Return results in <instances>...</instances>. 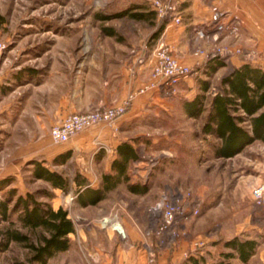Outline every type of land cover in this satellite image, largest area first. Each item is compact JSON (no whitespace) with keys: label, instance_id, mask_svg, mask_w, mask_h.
<instances>
[{"label":"rangeland","instance_id":"obj_1","mask_svg":"<svg viewBox=\"0 0 264 264\" xmlns=\"http://www.w3.org/2000/svg\"><path fill=\"white\" fill-rule=\"evenodd\" d=\"M153 1L0 0V76H4L0 91L7 87L11 92L6 100L10 104L8 126L3 133L8 142L24 139L19 133L31 121L27 119V110L21 116L23 119H19V111L29 97H32L31 105L37 101V87L45 81L72 83L82 69L86 71L93 66L94 58L113 55L115 50L124 48L132 59L149 52L154 34L164 20L157 15L146 21L125 16L103 20L101 16L115 15L138 5L155 11ZM105 27L113 28L115 36L107 35ZM212 54L210 59L224 60L219 48ZM210 82L211 92L218 90L219 80L212 78ZM204 115L188 119L185 113H175L170 118L179 123L172 128L147 118V125L137 129L143 135L132 138L136 139L139 159L128 166L130 179L155 186L150 192L151 200L144 202L138 212L140 219L146 229L153 228L149 205L161 193L183 196L181 207L185 211L197 207L198 214L189 220L180 219L169 235L155 230L150 234L162 246L186 245L180 259L172 264H191V257L198 264H264V204L256 203L253 195L256 187H264V144L253 142L234 158H215L207 144V139H213H204L201 133ZM50 160H47L49 167L67 176L72 187L74 175L81 169L91 168L88 163L83 165L72 152L64 165L53 166ZM29 167L27 163L22 165L19 177L13 175L12 185L21 193L49 188L31 178ZM119 190L122 192L123 188ZM67 192L56 194L53 190L52 206L70 202L74 192ZM129 208L123 212L132 214ZM4 225H0V232ZM234 236L253 238L259 243L246 263L237 257L224 256L231 252L224 242ZM27 255L22 245L11 243L7 250L0 251V264L25 262ZM60 259L61 254L57 253L50 264H59Z\"/></svg>","mask_w":264,"mask_h":264},{"label":"crops","instance_id":"obj_2","mask_svg":"<svg viewBox=\"0 0 264 264\" xmlns=\"http://www.w3.org/2000/svg\"><path fill=\"white\" fill-rule=\"evenodd\" d=\"M174 2L180 23L176 24L169 20L163 22L160 33L153 39L144 64L135 66V71L131 72L135 59H132L123 48L115 50L113 55L94 58L93 66L86 71L82 69L72 83L45 81L37 87L39 90L37 101L31 105L32 97H29L25 107L19 111V119H23L21 116L27 110L29 113L27 119L31 121L19 133L24 139L12 140L10 143L9 138H5L3 133L8 126L10 104L6 100L11 92L7 87H2L0 178L9 175L19 177L22 165L34 157L50 160L71 151L83 165L90 164V171L86 168L81 169L80 173L88 179L90 187L97 188L101 175L111 172V161L115 158L116 148L120 143L125 141L132 143L138 155L134 143L136 140L132 138L143 135L137 129L147 125V118L161 122V126L166 128H172L179 123L177 119H171V115L175 113L182 115L184 100H191L200 93L197 79L206 78L202 71L217 48L224 58L222 59L224 65L209 79L217 78L219 84L222 78L243 62L264 68V0H174ZM212 5H218L226 10L229 16L237 19L236 34L218 35L214 31L210 26ZM198 33L203 34L200 36ZM160 45L167 46L179 61L190 66L192 74L172 86L148 88L145 92L137 94L129 109L113 127L97 125L78 133L66 143H52L49 136L52 124L58 123L67 114L87 112L101 105L119 103L130 92H136L148 85L154 63V51ZM0 78L2 81L4 76ZM214 92L209 91L210 94ZM203 114L206 115V112ZM45 120L50 122L46 124ZM131 162L133 161H129V166ZM127 175L129 177L127 182H122L108 191L96 204L81 205L76 199V190L79 187L76 184L72 187L70 184L68 191L74 192L70 202L53 205L55 209L61 206L68 211L75 229L69 234L70 247L60 252L59 264H147L148 249H154L157 264L172 263L180 259L186 248L184 243L162 246L157 238L150 236L154 230L158 232L160 217L153 215L154 229H146L147 226L138 214L144 202L151 200L150 192L155 186H148L139 181L138 184L148 187L147 191L144 194L132 193L128 190L127 184L136 183L130 179L129 167ZM119 188H123V191L121 192ZM54 191L56 194L61 192L60 189ZM128 208L133 212L130 215L123 212ZM103 219H107L108 223L103 224ZM179 220L180 218L176 217L170 228L162 233L171 234ZM116 225H119L120 229ZM50 261L51 258L47 264H50Z\"/></svg>","mask_w":264,"mask_h":264},{"label":"trees","instance_id":"obj_3","mask_svg":"<svg viewBox=\"0 0 264 264\" xmlns=\"http://www.w3.org/2000/svg\"><path fill=\"white\" fill-rule=\"evenodd\" d=\"M144 10V11H143ZM128 17L137 21L152 20L156 12L143 5L132 7L115 15H104L101 19ZM162 26L154 34L157 36ZM107 35L115 36L111 27L103 28ZM224 63L218 58L209 60L198 78L200 93L191 100H184L183 110L187 117L197 119L206 112L201 133L207 139L209 149L215 158H231L240 153L247 145L255 141L264 144V68L250 62H243L222 78L219 90L210 94L211 75ZM136 140V139H135ZM100 152V151H99ZM71 151L52 158L53 166L64 165L70 158ZM101 152L99 153V156ZM139 159L132 143L125 141L116 148V156L111 161V172L101 175L100 185L92 188L88 179L77 172L73 182L79 187L76 199L81 205L96 204L106 193L120 183L127 182L129 161ZM28 171L33 180H40L49 188L21 193L16 186L15 176L0 178V225L5 224L0 235V251L8 249L11 243L22 245L28 251L25 262L17 264H47L55 254L68 250L71 245L69 237L74 232V224L68 211L61 206L53 208L51 200L53 190L64 193L69 190L71 181L62 172L51 169L46 159L34 157L27 162ZM130 192L144 194L146 185L127 184ZM38 197L44 198L39 200ZM259 243L256 239L234 236L224 242L231 252L225 257H237L246 263L256 252ZM191 264H198L195 257L189 259Z\"/></svg>","mask_w":264,"mask_h":264},{"label":"built area","instance_id":"obj_4","mask_svg":"<svg viewBox=\"0 0 264 264\" xmlns=\"http://www.w3.org/2000/svg\"><path fill=\"white\" fill-rule=\"evenodd\" d=\"M153 8L156 15L164 21H174L180 23V18L176 12L174 0H154ZM210 26L218 35L236 34L238 32V22L233 16L218 5H212L210 9ZM200 36L203 33H198ZM148 52L135 57L131 72H134L135 66L146 62ZM214 54L210 56L212 58ZM192 68L177 59L170 49L165 45H160L154 51V63L150 72V83L136 92H130L119 103L112 105H101L87 112H72L63 117L58 123L51 126L49 136L54 144H62L69 141L78 133L97 125H106L113 127L119 118L129 109L135 96L145 92L148 88L172 86L178 81L192 74ZM1 83V78H0ZM142 182L143 180H139ZM254 200L258 204H264V187L258 186L253 191ZM184 197L161 193L159 199L149 208L151 215L160 217L158 232L166 231L174 223L176 217L183 220H189L198 214L197 207H190L185 211L180 205V200ZM103 224H107V219H103ZM120 229L119 225H116ZM197 245V243H195ZM147 264H157L156 256L151 249H148ZM172 264V263H166Z\"/></svg>","mask_w":264,"mask_h":264}]
</instances>
